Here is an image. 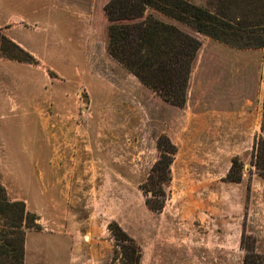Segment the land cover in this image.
<instances>
[{
	"label": "rangeland",
	"instance_id": "1",
	"mask_svg": "<svg viewBox=\"0 0 264 264\" xmlns=\"http://www.w3.org/2000/svg\"><path fill=\"white\" fill-rule=\"evenodd\" d=\"M107 2L0 0V34L34 59L0 58L6 196L34 215L28 230L42 220L50 229L77 223L82 243L92 233L94 248L73 251L70 264L124 263L110 223L139 247V264H242V237L264 257V181L250 165L264 49L237 50L148 11L200 43L179 108L108 55ZM160 137L175 150L163 207L152 212L147 179ZM233 158L242 170L237 183L226 180ZM57 263H68L64 252Z\"/></svg>",
	"mask_w": 264,
	"mask_h": 264
},
{
	"label": "trees",
	"instance_id": "2",
	"mask_svg": "<svg viewBox=\"0 0 264 264\" xmlns=\"http://www.w3.org/2000/svg\"><path fill=\"white\" fill-rule=\"evenodd\" d=\"M215 1L212 7L203 8L187 0H108L103 8L110 23L107 53L164 102L181 108L186 102L188 78L200 43L193 35L147 12L163 15L237 50L264 49V0ZM0 58L34 62L29 53L2 34ZM261 111L260 134L252 145L250 165L264 181V76ZM157 148L160 156L147 179L150 193L146 206L152 212L163 207V186L169 181L175 150L164 137L158 139ZM241 171L239 160L233 158L226 180L240 182ZM0 219V264H23L25 232L36 228L35 217L26 210L23 201L9 200L1 186ZM108 229L120 244L123 264H139L141 253L136 243L115 223H110ZM240 248L245 251L242 264H264V257L254 253L246 237L241 238Z\"/></svg>",
	"mask_w": 264,
	"mask_h": 264
},
{
	"label": "crops",
	"instance_id": "3",
	"mask_svg": "<svg viewBox=\"0 0 264 264\" xmlns=\"http://www.w3.org/2000/svg\"><path fill=\"white\" fill-rule=\"evenodd\" d=\"M53 223L54 229H50V225H46L41 220L39 221V230L25 232L23 264H58L59 254L62 255L63 252L67 258V264H70L73 251L76 252L80 247L83 249L94 248V242L89 241L92 233H89V239H86L85 243L79 242L78 236L81 237L82 234L74 230L80 227L77 223L69 227L66 226V222ZM65 228H70V231Z\"/></svg>",
	"mask_w": 264,
	"mask_h": 264
}]
</instances>
